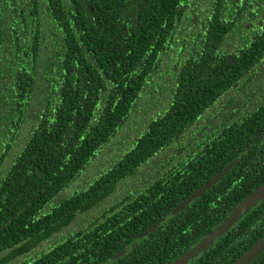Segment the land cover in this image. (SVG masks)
Masks as SVG:
<instances>
[{
	"label": "trees",
	"instance_id": "trees-1",
	"mask_svg": "<svg viewBox=\"0 0 264 264\" xmlns=\"http://www.w3.org/2000/svg\"><path fill=\"white\" fill-rule=\"evenodd\" d=\"M263 133L264 0H0V263L172 264L264 182ZM263 234L264 199L186 264Z\"/></svg>",
	"mask_w": 264,
	"mask_h": 264
},
{
	"label": "water",
	"instance_id": "water-1",
	"mask_svg": "<svg viewBox=\"0 0 264 264\" xmlns=\"http://www.w3.org/2000/svg\"><path fill=\"white\" fill-rule=\"evenodd\" d=\"M233 164H229L223 170H221L210 182L202 187L194 196H198L204 192L213 182H216L222 177ZM193 197V196H192ZM264 199V182L253 190L234 210L226 217V219L216 227L207 236L192 249L185 252L181 257L176 259L172 264H186L190 259L198 256L208 246L212 245L216 238L223 236L231 227H233L246 213L250 211L252 207ZM190 198L183 203L186 204ZM264 252V234L254 242L243 254H241L232 264H251Z\"/></svg>",
	"mask_w": 264,
	"mask_h": 264
},
{
	"label": "rangeland",
	"instance_id": "rangeland-1",
	"mask_svg": "<svg viewBox=\"0 0 264 264\" xmlns=\"http://www.w3.org/2000/svg\"><path fill=\"white\" fill-rule=\"evenodd\" d=\"M151 97L148 98V100H145L143 102H147L146 105L149 106V103L148 102H151L150 101ZM166 100H168V98H166V96L164 94H162V92H159L155 98V101H156V105H163L164 103H166ZM154 104V103H153ZM143 105V103H142ZM154 105L152 107V110L155 109V106ZM166 106V105H165ZM142 107V106H141ZM138 110V112L136 113V115L140 114L141 112L145 111L144 108H141ZM150 107V106H149ZM148 107V109H149ZM129 123H132V121H130ZM128 127V126H127ZM197 128V127H195ZM138 132L137 128L135 127L134 130H133V135L136 134ZM122 133V132H121ZM124 136L126 139L130 140V132H126L124 130V134L122 136V139L121 141H125L124 140ZM263 137H264V133H263ZM116 140V139H115ZM113 143V142H112ZM112 145V144H111ZM116 157L113 156V154H111V152L107 153L106 157L103 158L101 161H98L97 162V167L102 169L103 167L106 168L109 164L112 163L113 160H115ZM161 160L160 161H164L166 159V156H165V153H163L161 155ZM151 171V168H147L146 167L143 169V171L141 170L140 172L142 173H139L137 174L135 177H132L131 180H128L125 182V184L123 186H127L129 188L133 187L134 186V182H135V186H138L142 183L143 181V178H145L147 176V174ZM76 185V183L74 184V186ZM83 187H86L85 184H80V186H75L74 190H72L71 194L74 193L75 191L79 190V189H82ZM70 194V195H71ZM123 192H118V193H113L111 194L109 197H107L101 204H100V207L98 208H95V209H92L90 210L87 214H83L81 216H79L77 219H75V221L69 226H66L64 227L60 232L58 233H55L53 236H51V238L48 240V241H44L43 243H41L34 251H32L30 253V255H32V253H35V252H39L41 250V248H48L49 246H51L53 243H55L56 241H60L62 240L63 238H65L66 236H68V234L73 231L74 229H76L77 227H83L84 225H87L89 220L95 218L96 215H98L99 212H102L103 209L107 208L110 206V204L115 200L117 199L118 197H120V195H122ZM69 195L67 194V197ZM2 260V257L0 258V262ZM23 260V258L20 256H18V258H15L14 262H18V261H21ZM2 264V263H0ZM4 264V263H3ZM8 264V263H7ZM10 264H15V263H10Z\"/></svg>",
	"mask_w": 264,
	"mask_h": 264
},
{
	"label": "flooded vegetation",
	"instance_id": "flooded-vegetation-1",
	"mask_svg": "<svg viewBox=\"0 0 264 264\" xmlns=\"http://www.w3.org/2000/svg\"><path fill=\"white\" fill-rule=\"evenodd\" d=\"M251 22H252L251 24H254V23H255L254 19H252ZM249 23H250V22H249Z\"/></svg>",
	"mask_w": 264,
	"mask_h": 264
}]
</instances>
